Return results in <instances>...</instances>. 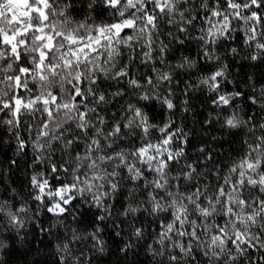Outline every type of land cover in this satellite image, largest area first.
<instances>
[{"label": "clouds", "instance_id": "1", "mask_svg": "<svg viewBox=\"0 0 264 264\" xmlns=\"http://www.w3.org/2000/svg\"><path fill=\"white\" fill-rule=\"evenodd\" d=\"M0 264H264V0H0Z\"/></svg>", "mask_w": 264, "mask_h": 264}]
</instances>
